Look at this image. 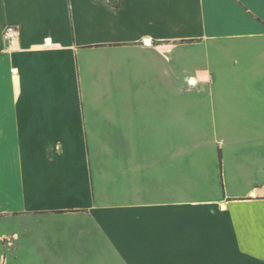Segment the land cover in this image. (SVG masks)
I'll list each match as a JSON object with an SVG mask.
<instances>
[{"label": "crops", "instance_id": "0c3cea01", "mask_svg": "<svg viewBox=\"0 0 264 264\" xmlns=\"http://www.w3.org/2000/svg\"><path fill=\"white\" fill-rule=\"evenodd\" d=\"M0 264H264V0H0Z\"/></svg>", "mask_w": 264, "mask_h": 264}, {"label": "built area", "instance_id": "2783aa9c", "mask_svg": "<svg viewBox=\"0 0 264 264\" xmlns=\"http://www.w3.org/2000/svg\"><path fill=\"white\" fill-rule=\"evenodd\" d=\"M13 29L12 28H8L7 32H5L4 34V38L6 40H11L12 39V36H13Z\"/></svg>", "mask_w": 264, "mask_h": 264}, {"label": "bare ground", "instance_id": "6f19581e", "mask_svg": "<svg viewBox=\"0 0 264 264\" xmlns=\"http://www.w3.org/2000/svg\"><path fill=\"white\" fill-rule=\"evenodd\" d=\"M191 82V81H190ZM196 82V81H195ZM191 84H193V83H191Z\"/></svg>", "mask_w": 264, "mask_h": 264}]
</instances>
